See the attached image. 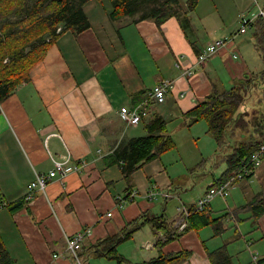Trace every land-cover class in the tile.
Masks as SVG:
<instances>
[{
  "label": "crops",
  "instance_id": "0c3cea01",
  "mask_svg": "<svg viewBox=\"0 0 264 264\" xmlns=\"http://www.w3.org/2000/svg\"><path fill=\"white\" fill-rule=\"evenodd\" d=\"M182 6L186 13L187 6ZM195 10L188 12L186 27L180 16H173L158 26L153 19L113 21L104 5L91 0L85 5L91 27L78 35L67 32L61 36L45 60L33 69L31 81L0 104V201L14 203L25 199L27 187L36 174L47 175L53 170V159L70 156L73 165L85 162L80 171L71 172L64 179L51 180L46 191L38 192L22 210L14 214L7 209L0 212V235L18 264H76L67 250V237L90 228L91 234L82 248V258L89 264L98 256L90 250L91 246L118 235L128 223L144 214L150 219L165 213L172 234L181 232L178 224L181 213L169 218L165 209L185 191V186L176 181L177 176L165 165L166 154L133 174V189L138 195L123 208L118 205L119 198L125 199L129 186L121 167L108 165L105 158L121 143L147 135L146 125L155 116L168 123L184 119V114L205 101L214 90L222 92L239 81H252L261 76L258 85L252 84L249 98L264 88V57L255 47V28L251 27L203 64L199 55L208 44L236 33L239 27L228 30L230 25L234 27L231 21L226 31L218 22L212 27L204 25L205 30ZM256 12L251 2L240 18L233 21L240 25L244 13L254 16ZM208 31L213 32V38L206 36ZM249 32L251 38H248ZM236 53L239 57L235 59ZM163 81L175 86L166 102L152 104L149 116L139 125L126 127L120 117L121 109L136 104L148 90ZM182 94L185 96L181 97ZM256 111V107L248 106L251 115ZM183 126L186 127V122L179 128ZM225 170L223 165L222 171ZM253 180L257 181L256 191L251 187ZM154 188L160 194L169 193L170 197L159 196L150 201L146 196ZM232 188H243L247 202L264 193V163L253 178ZM156 200L163 201L161 208ZM180 201L183 202L181 198ZM222 201L227 210H216L221 207L212 202L207 208L211 218L232 214L231 219L237 224L241 219L237 212L248 213L245 219L251 218L248 210L234 212L245 205L239 200ZM195 203L183 207L191 210ZM216 211L222 214L215 216ZM249 222L261 230L259 240L247 243L256 252L254 243L264 241V215L256 222ZM148 225L154 230L152 224ZM201 231L184 234L159 248L158 254L190 251L193 255L182 264H212L208 255L212 251L199 236ZM254 231L253 228L247 233L252 235ZM215 234L214 240L222 233ZM155 236L157 241L166 240L163 232H155ZM148 245L157 247L155 243ZM231 245L229 242L228 249ZM231 257L236 264L235 257ZM252 257L262 259L264 252L258 249ZM252 263L251 259L248 264Z\"/></svg>",
  "mask_w": 264,
  "mask_h": 264
},
{
  "label": "trees",
  "instance_id": "16d2710c",
  "mask_svg": "<svg viewBox=\"0 0 264 264\" xmlns=\"http://www.w3.org/2000/svg\"><path fill=\"white\" fill-rule=\"evenodd\" d=\"M89 1L91 0H0V104L23 84L31 81L33 69L45 60L47 53L61 36L67 32L78 35L91 27L85 12V5ZM97 1L106 7L113 21L136 22L153 19L158 26H161L173 16L181 18L185 15L181 20L186 27L185 22L189 24L187 14L196 9L199 0H187L186 13L181 0ZM152 3L155 4L151 10L146 11L138 19L134 18L140 12L142 14L144 10L142 7ZM252 27L255 28V47L264 57V20H256ZM59 29L61 30L58 31ZM261 77L222 92L214 90L205 101L184 114L187 128L190 129L198 123L205 122L208 126L207 134H210L218 144L216 154L222 155L221 161L225 164L226 170L215 180V184L227 182L235 177L242 168L243 161L256 152L264 142V120H258L259 111L250 118L251 114L248 112L247 105L252 84L258 85L259 80H262ZM251 119H253L252 122ZM167 125L168 122L165 119L155 116L146 125L147 135L121 143L105 158L108 165L121 167L123 177L129 186L128 194L134 190L133 174L176 149V143L168 133ZM228 136L239 141L231 152L227 149ZM253 177L254 175H251L244 180H237L235 184ZM28 203L26 199L9 203L7 210L14 214L25 208ZM239 210L250 211L251 218L257 221L264 215V193L258 194L252 201L234 212ZM225 216L213 219L208 215L207 209L196 212L187 219V225L180 233L172 234L169 228L171 225L167 223L165 213L150 219H146L147 216L144 214L128 223L121 233L98 241L90 247V250H93L95 255L106 256L118 264L127 263L129 260L118 253V245L130 240L147 224H152L155 232L165 234L166 240H159L157 244L162 249L190 231L199 232L211 225L215 226L217 234L223 233L226 228L221 226V223L225 221ZM192 255L190 251L169 254L161 252L157 257L141 264H182ZM208 255L212 264H234L226 246L209 252ZM80 256L82 257V252ZM83 262L88 264L87 261ZM0 264H18L8 252L1 235ZM258 264H264V258L259 259Z\"/></svg>",
  "mask_w": 264,
  "mask_h": 264
},
{
  "label": "rangeland",
  "instance_id": "374dc122",
  "mask_svg": "<svg viewBox=\"0 0 264 264\" xmlns=\"http://www.w3.org/2000/svg\"><path fill=\"white\" fill-rule=\"evenodd\" d=\"M251 2L253 1L199 0L195 12L197 13L198 21L203 28L204 25H206L207 27L208 25L212 27L214 24H218V22H220V25L224 26L225 30L227 31V24L232 21L234 27L230 25V28L228 30L234 31L240 25H237L235 21H233V19L240 18L242 12L250 6ZM155 3H152L149 6L142 7L144 8V10H142V14L140 12L139 14L135 15L134 18L138 19L140 16L145 14L146 11L151 10ZM181 3L182 5H186L187 0H181ZM107 6L110 7L109 5ZM181 18L183 19V16ZM185 24H187L186 26H188V23L185 22ZM204 29L207 30L206 28ZM189 30V33L192 34L190 28ZM219 34L221 35V33ZM192 35L195 38V34ZM207 35L208 38H213V32L208 31L206 32V36ZM251 37V32H249L248 38ZM241 83H246V79L241 82L239 81L234 85H240ZM256 93L253 94L254 98H249L250 100H248L247 105L250 107H256L259 111V114L257 115L258 120H264V88L257 91ZM252 117L253 115L250 116V118ZM252 120L253 119H251L250 121L252 122ZM185 122L186 119L183 118L174 119L167 125L168 133L173 137L176 143V149L166 154L164 163L169 171L177 176L176 181L180 182L182 186H185V191L181 192V194L177 196L178 198L171 200L167 208L165 209V212L167 211V216L169 218H175L178 213H180L178 209L182 208L184 204L192 205L193 202H197L198 199L202 197L207 189H209L210 186L215 182V180L222 175L223 165H225L221 161V155L216 154L218 144L210 134H207V124L205 122L198 123L195 126L191 127L190 130L185 126L179 128ZM190 137H194V140H190ZM228 139L227 149L231 152L238 145L239 141L234 137L229 138V136ZM253 181L254 182L251 183V187L256 191L258 190L256 184L257 181ZM188 183H195L196 185L194 184L193 186H188ZM232 191L233 196L231 198ZM242 191L243 188H236V190H233V188H231L230 196L226 199L230 201H233L235 199L236 201L239 200L240 204H246L249 201L247 202V198L244 199ZM179 197L183 202L180 201ZM221 199L222 198H216V201H213L215 202L214 206H216V204L218 203L217 205L221 207V209H216L220 212H222L223 210H227V208H224L225 203H223V199ZM158 201L159 200H156L155 203L157 205H160L161 208L163 201L161 200V204ZM220 212L216 211L215 216L221 215L222 213ZM238 213H240L239 217L241 218L238 224L231 219L233 218L232 214H227L225 216L226 221L222 222L221 226H224V228L227 227V230L222 234L215 236L216 240H214L213 238L214 234L216 233L214 227H208L206 228L208 230L204 229L205 231L202 230L199 236L211 251L221 248L225 245L228 249V243L231 242L232 245L228 249V252L235 257L236 264H248L251 259L253 262L252 264H254L252 256L253 254L255 255L258 249L259 251L261 250L262 252H264V241H262L261 243H254V248H258L256 252L252 248H249L251 245L248 247L247 243L250 240H252L253 242L255 240H259L261 238V230L257 224H255V227H253V224L249 222H256V220H252L251 218L245 219L248 213ZM238 213L236 214L237 216ZM226 222L227 226L225 227ZM253 228L255 229L254 233L252 235L248 234L247 232L252 230ZM206 231L210 233H207ZM230 239L231 241H229ZM233 240L235 241L233 242ZM148 243L158 244L155 232L150 225L144 226L141 230H138L130 240L124 241L118 245V253L129 260V262L123 264H141L145 261L157 257L159 255L158 249L160 248V246L150 247L148 246ZM251 251H253V253H251ZM93 258L94 260H91L89 264H118L117 262L110 260L106 256H97ZM96 260H98V263L94 262Z\"/></svg>",
  "mask_w": 264,
  "mask_h": 264
},
{
  "label": "built area",
  "instance_id": "2783aa9c",
  "mask_svg": "<svg viewBox=\"0 0 264 264\" xmlns=\"http://www.w3.org/2000/svg\"><path fill=\"white\" fill-rule=\"evenodd\" d=\"M254 8L257 10L256 15L252 16L244 14L240 19V26L236 33L229 35L226 38H222L208 44V46L199 55V61L201 63H206L209 59L217 54L220 50L227 47L230 43H234L235 40L240 36L247 33V31L252 27L253 23L258 19L264 20V0H253ZM59 29L58 31H60ZM235 59L239 57L236 53L234 55ZM192 74V72H188ZM176 85V83H175ZM175 87L170 81H163L154 86L152 89L148 90L144 97L131 107H123L120 111V117L122 121L126 124V127H134L139 125L142 120L149 116L151 112L152 104H163L166 102L168 93ZM182 94L181 97H184ZM54 168L49 174H36L35 179L27 187V195L25 199L30 202L33 200L38 192H45L48 184L51 180L55 178L64 179L69 173L80 171L84 166L85 162H80L73 165L72 159L67 157L63 160L53 159ZM264 162V142L261 147L254 152L248 159H245L242 163V168L238 171L235 177L227 182L221 184L213 183L209 189L205 192L202 198H200L194 205L193 209H187L185 207L179 208L178 211L181 213L182 217L178 221L179 229L182 231L187 225V219L196 212L205 211L211 203L216 198L226 199L230 196V191L232 186L237 180H244L251 175H256L257 169H259ZM138 195L137 191L130 192L125 199L119 198V207L123 208L124 205L130 201H134ZM163 196L168 199L170 197L169 193L160 194L156 188L151 189V191L146 196L150 201H154L157 197ZM9 203L6 201H0V212L7 209ZM91 234V229L87 228L84 231L67 237V250L75 260L76 264H86L83 258L80 256L83 251V244ZM254 264H258L259 258L254 257Z\"/></svg>",
  "mask_w": 264,
  "mask_h": 264
},
{
  "label": "water",
  "instance_id": "95a60500",
  "mask_svg": "<svg viewBox=\"0 0 264 264\" xmlns=\"http://www.w3.org/2000/svg\"><path fill=\"white\" fill-rule=\"evenodd\" d=\"M150 244V243H149ZM148 246H150V245H148Z\"/></svg>",
  "mask_w": 264,
  "mask_h": 264
},
{
  "label": "bare ground",
  "instance_id": "6f19581e",
  "mask_svg": "<svg viewBox=\"0 0 264 264\" xmlns=\"http://www.w3.org/2000/svg\"><path fill=\"white\" fill-rule=\"evenodd\" d=\"M263 32V31H262Z\"/></svg>",
  "mask_w": 264,
  "mask_h": 264
}]
</instances>
